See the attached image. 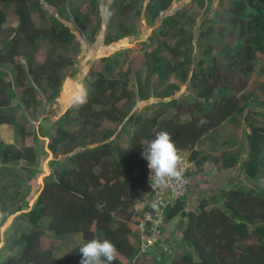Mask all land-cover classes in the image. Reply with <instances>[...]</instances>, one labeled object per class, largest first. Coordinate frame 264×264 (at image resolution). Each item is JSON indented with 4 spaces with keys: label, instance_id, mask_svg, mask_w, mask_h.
<instances>
[{
    "label": "trees",
    "instance_id": "1",
    "mask_svg": "<svg viewBox=\"0 0 264 264\" xmlns=\"http://www.w3.org/2000/svg\"><path fill=\"white\" fill-rule=\"evenodd\" d=\"M38 1L15 0L13 7L17 16L15 33L23 31L32 39L39 35L38 28L28 12L30 7L36 9L35 12L38 15L47 11L38 6ZM72 1L45 0V3L53 8L67 6V10H70L68 14L72 16L73 24H75L74 27L79 31L85 30L90 25L89 16L97 12V0H88L89 5L86 8L88 10L84 13H80L76 6H73ZM144 1L142 13L146 15V19L154 20L164 13L160 18V25L152 32V38L150 36V40L156 42V52L150 51L143 61L146 71L144 76H154L153 83L158 85L164 82L171 71L175 70L181 80H185V72L174 68V64H179L177 61L179 57L183 59V62H187L190 57L179 55L181 52L179 46L173 47L166 40L169 28L175 26L183 13L177 14V10L171 13L168 11L173 0ZM198 1L202 8H207V5L211 3V0ZM229 1L230 5L227 8L231 17L227 19V24L233 28L238 23L240 39H237L233 45L225 44L220 49V60L216 61L214 55H210L206 60L202 57L196 61V69L190 70L188 80L191 87L195 89L191 109L197 114L191 115L186 120H179L177 114L159 118L161 111H158L150 118L149 129L145 124L140 123L128 134V141H126L128 145L124 148L115 145L116 139L107 140L111 133L107 131L96 143L91 142V145L77 147L68 152L60 161H50L53 168L52 173L42 178L39 192L31 207L25 212L30 228L11 239L12 244L19 247V252L17 255H9L1 259L0 264H79L81 259L79 247L93 238L108 239L123 257L128 260L133 258L137 248L128 243L129 229L124 219L129 216V212L125 214L126 209L130 207L133 199L145 189L143 175L145 158H140L143 145H148L158 131L166 130L172 135L177 148H191L206 132L223 121L232 119V115L235 112L240 113L245 106L239 104V100H245L248 97L243 93L239 95L245 87V74L252 69L253 60L257 54L264 58V0ZM136 7L133 0H114L110 4L105 22L108 30L103 35L105 42L134 31L130 10ZM138 14L139 12L136 14L135 10V15L139 17ZM214 15L212 17H215ZM114 20H116L115 23ZM4 21L5 15L0 8V24ZM52 21L54 22L50 29L54 32L53 47L50 46L51 48L47 50L46 57H50L59 44H67L75 37L63 22L57 21L54 17ZM113 27H116V31L113 35H108ZM95 28H100V24L96 23L94 29L87 30L88 38H93ZM217 31L212 27H207L198 33V37L210 38L217 34ZM19 43V36L13 34L8 40L7 47L0 50L2 87L0 90V125L6 123L12 128L15 141L6 143L0 139V182L13 177L16 179L10 185L12 187L14 184L13 193L10 198H6L8 207L17 206L21 184L27 181L29 176L31 179L35 177L33 173L22 174L9 167L16 166L20 159L25 158V151H28L30 155L27 160L28 166L32 163L36 167L39 165L36 161L32 162L34 152L30 147L26 148L23 143L26 135L30 134L35 138L33 131L25 127L26 118L21 116L22 122L18 123L3 110L10 106V102L16 100L17 90H20L19 96H22L28 108L41 105L43 100L46 102L53 100L58 94L62 78L58 73L68 65L66 58L60 56H58L59 61L56 67L50 72H47L42 64L33 66L31 63L23 64L16 59ZM157 51L170 53L168 58L172 63L168 65ZM203 52L204 56L208 55L206 46L203 47ZM24 58L29 61L28 57ZM97 62L102 63V74L107 75H109L111 66L115 65L114 58L110 56L101 57ZM205 62H207L206 65ZM11 72L14 73L13 77ZM26 75L27 77L29 75L31 79H27ZM39 78H42L46 85L41 98L36 96L37 89H39L36 82ZM89 85L87 99L82 104L75 109V105L68 107L53 120L57 129L49 138L47 147L54 155L66 153L68 146L66 144L74 141L69 138L70 133L63 125L70 123L75 111L77 114L82 110L86 111V116L82 119L84 123L90 119V116H93L97 122L94 127L98 126V122L103 118L117 122L125 115V113L118 114L110 101L111 92L116 85L115 81L95 78ZM175 89H177L175 85H168L162 97L170 95ZM137 93H131L130 90L127 93L124 92L127 98L136 95L139 100L145 99L146 95L142 91L138 90ZM117 96L119 99L122 95L120 93ZM179 103L176 97H170L166 101H161L160 105L161 108H170L178 112ZM97 104L103 108L95 110L93 105ZM106 104L109 107H106ZM138 120L139 116L130 115L126 122L137 123ZM245 126L248 127L245 135L248 157L238 162V170L252 179L261 174L264 175V157L259 155L264 148V132L261 128L253 127L251 124L245 123ZM193 157L192 152L190 158L193 159ZM136 166L139 168V173L133 174ZM2 186L6 187V184L2 183ZM215 194L222 199L221 207L203 209V203L200 202L198 205L200 210L194 214L183 212L179 204L174 206V210L181 216L183 214L187 220L180 239L184 245L191 247L192 252H195V257L189 253H183L178 255L176 260L168 261V264H264V190L255 187L243 189L241 186L233 185ZM120 214L123 217H119ZM115 215L118 220L114 219ZM41 217L48 219L45 227L39 224ZM80 222L83 223L80 229L82 244L71 247L64 257L54 256L50 248L41 247L39 239L46 231L52 230L55 237H63L65 234L78 231ZM112 223L115 225L112 226ZM250 237H253L255 241L238 244L239 241L244 242ZM113 264L122 263L115 258ZM136 264H140L139 261Z\"/></svg>",
    "mask_w": 264,
    "mask_h": 264
},
{
    "label": "rangeland",
    "instance_id": "2",
    "mask_svg": "<svg viewBox=\"0 0 264 264\" xmlns=\"http://www.w3.org/2000/svg\"><path fill=\"white\" fill-rule=\"evenodd\" d=\"M100 8V12L90 17L92 25L87 27L85 30H77L75 24H73L72 16L68 14L67 6L53 8L45 3V0H39L38 6L46 9L45 13L38 15L35 10L30 7L29 15L33 20L34 25L38 28L39 35L34 39L31 36L26 35L23 31H15L17 26V16L13 11L15 0H0V8L3 10L5 15V21L0 24V50L8 45V40L14 35L19 36L20 43L17 48L16 59L23 64H42L47 72L54 69L59 61V57L66 58L69 65V69L61 70L62 76L61 83L58 92L67 93V102L75 103L74 109L82 104L86 99L89 92V83L95 78L111 79L116 82L113 92H111L110 101L114 105V110H117L118 114L125 113L123 117L117 121H109L108 119H101L96 124V119L90 116V119L84 123V117L86 111H81L77 114L75 111L72 115L69 124L63 125L65 129H68L70 133L69 138L74 139L73 142L66 144V153L61 155H67L68 152L75 150V148L84 147L96 143L100 140L102 134H106L107 131H111L108 135L107 140L116 139L117 146L122 148L126 147L128 143V134L131 133L140 123L146 125V128H150V118L158 111H161V117H169L173 114H177L179 120H186L191 115H196V111L191 109V103L195 94V89L191 87L189 82L190 70L196 69V61L200 58L205 60L210 56L214 55L215 60H220L219 51L223 46L233 45L238 36V23L233 28L227 24V19L231 17L228 12L230 5L229 0H211V3L207 5V8H202L199 1L193 0H173V3L168 8L171 13L177 10V14L182 12L183 16L177 20L175 26H172L168 30L166 36L167 42L173 46L180 48L181 52L179 55L187 56L189 59L187 62H183L181 57L178 58V63L174 64V68L183 70L186 75L185 80L175 73L173 70L167 75L163 83L156 85L153 83L154 76H144L146 71L144 70L143 61L148 56L150 51H155L156 42L150 40L152 38V32L160 25V18L164 14H160L157 18L146 19L142 7L145 4L144 0H133L137 5L136 9L130 10L131 21L134 24V31L131 34L114 38L110 42L103 40L105 19L108 15L110 4L114 0H97ZM73 6H76L80 13L86 12L88 0H73ZM70 7V6H69ZM223 7V8H222ZM107 9V12L105 11ZM139 12V17L135 15ZM166 11V12H168ZM165 12V13H166ZM215 14V17H212ZM52 17L57 21L63 22L69 27L74 36L64 47L58 45V48L50 54V57H46L47 50L53 47V33L51 27L53 26ZM216 18V19H215ZM116 20H114V23ZM94 23L100 24L99 28H95L94 36L92 39L88 38L87 30L94 29ZM224 23V24H223ZM223 24V26H221ZM225 26V27H224ZM207 27H212L215 31L218 29L217 34L201 39L198 37L200 31L205 30ZM108 30V29H107ZM116 31V27L111 28L108 35H113ZM151 36V38H150ZM78 43V44H77ZM51 46V47H50ZM206 46L207 54L204 56L203 47ZM178 48V49H179ZM158 55L164 57L165 62L170 65L172 61L168 58L170 53L159 52ZM162 53V54H160ZM107 55L114 58V66H111L109 75L101 71L102 63L97 62L99 58ZM177 55V57L179 56ZM24 57H28L27 61ZM207 62L204 64L206 65ZM67 65V66H68ZM58 68V67H57ZM12 74V77L14 73ZM246 83L244 89L239 92L240 94H246L248 97L245 100L240 99L239 104L243 106V110L240 113L235 112L232 115V119L223 122L212 130L206 132L198 142H196L191 148L194 153L193 161L196 169L194 174L191 175L190 183L195 182V189L191 190L192 195L191 202L184 204L183 212L198 213L200 207L198 205L203 203V209L210 207H221L222 199L218 194H215L219 190L226 189L231 186H241L243 189L255 187L257 189L264 190V175L261 174L257 178H248L244 176L239 170V161L242 158L248 157L247 145L245 140L246 135V124H251L253 127H259L264 132V58L257 54L253 60L252 69L245 74ZM27 79H31L30 76L26 75ZM39 85L37 89V97L43 95L46 90V85L42 78H39L36 82ZM173 84L177 89L173 90L170 95L162 97L164 89ZM79 87L77 90L75 89ZM0 81V90H1ZM130 90L131 93H137L138 90L142 91L146 95L144 100H139L136 95H132L127 98L124 94ZM20 90L16 91V100L10 102V106L3 110L18 123L22 122L21 116H24L27 120L25 123L26 129L33 131V138L30 134L24 137L23 143L26 148H31L34 152L33 161H36L40 165L39 169L32 163H29V152L25 151V158L18 162V166L9 167L13 168V171L21 172L22 174L30 175V173H38L34 178H30L21 184L20 196L17 198L18 204L14 207H8L7 197L10 198L14 191V184L10 185L16 180L13 177L10 180H3L0 182V260L4 259L9 255H17L19 247L12 244L11 239L16 237L21 232H26L30 228L25 212L31 207L35 197L39 192V188L42 184V177L50 172L47 169V162L53 157L52 152L47 149L48 138L52 137L57 129V125L53 121L58 115L61 114V110L58 112L52 109V103H43L36 107H27L25 102L22 100V96H19ZM121 93V97L118 99L117 95ZM149 93V96H148ZM138 94V93H137ZM170 97H176L180 101V107L178 112H174V109L161 108L160 102L166 101ZM252 98V99H251ZM69 107H72L69 106ZM106 107L109 105L106 104ZM245 107V108H244ZM93 108H103L100 105H93ZM67 109V108H66ZM190 109V110H189ZM139 116V120L136 122H126L128 116ZM53 117L54 119L48 120L47 118ZM12 129V128H11ZM119 129V130H118ZM248 130V129H247ZM2 132L8 133V124L3 123ZM105 131V132H104ZM118 131V132H117ZM3 137L2 133L0 134ZM90 141V142H88ZM92 142V143H91ZM142 143L144 141L142 140ZM147 145H143L141 150L140 158H143L142 153ZM49 151V152H48ZM264 157V148L259 153ZM60 156V155H58ZM137 167V166H136ZM35 169H38L35 171ZM216 170L220 173L219 181L214 182L211 180L212 171ZM139 173V168L133 169V174ZM201 175V179L196 181V177ZM204 178V179H203ZM208 179V180H205ZM211 182V186L207 187V183ZM2 183L6 184L2 186ZM191 183V184H192ZM204 183V186L202 184ZM204 191L205 194L201 199L198 200L196 191ZM13 190V191H12ZM195 191L193 194L192 192ZM4 194V197H3ZM14 203V202H13ZM129 212V208L126 209L125 214ZM20 214V215H18ZM124 215V213H122ZM122 214L118 215L123 217ZM22 216V217H20ZM174 223L177 222V229L175 233H172L168 238L170 246L183 247L184 243L180 239L181 232L184 229L187 220L182 214L174 216ZM42 217L39 219V224H43L44 227L47 225L46 218ZM117 219V218H116ZM258 223V222H256ZM82 222L78 224V234L70 237V244H77V239L80 235L79 231L82 227ZM47 230V228H46ZM49 231V230H48ZM55 239L50 236L47 231L44 233L39 241L42 248L46 249L52 243L55 244ZM249 241H255L253 237L248 238L244 242L239 241L238 244L242 245ZM176 247H174V250ZM187 253L195 257V252L188 251ZM177 254V253H176ZM172 254L168 261L176 260L178 255ZM125 263V262H124Z\"/></svg>",
    "mask_w": 264,
    "mask_h": 264
},
{
    "label": "built area",
    "instance_id": "3",
    "mask_svg": "<svg viewBox=\"0 0 264 264\" xmlns=\"http://www.w3.org/2000/svg\"><path fill=\"white\" fill-rule=\"evenodd\" d=\"M177 149L182 157L181 177L171 179L163 185H156L149 181L150 169L145 159L143 166L145 189L133 199L129 207V216L124 220L127 227L138 234L139 240L136 254L126 264H136L137 260L148 252L157 256L156 259L161 257L163 264H167L168 258L175 254L174 251L171 253L170 247L164 246L162 224L166 210L185 200L191 184V175L196 169L193 159L190 158L192 148Z\"/></svg>",
    "mask_w": 264,
    "mask_h": 264
},
{
    "label": "crops",
    "instance_id": "4",
    "mask_svg": "<svg viewBox=\"0 0 264 264\" xmlns=\"http://www.w3.org/2000/svg\"><path fill=\"white\" fill-rule=\"evenodd\" d=\"M142 9H143V7H142ZM100 12V8H99V4H98V1H97V12ZM105 11H106V9H105ZM93 15H90L89 16V20H90V25L89 26H91L92 25V22H91V18L90 17H92ZM107 18V17H106ZM105 22H106V19H105ZM94 25H95V23H94ZM101 28H99V30H100ZM106 24H105V29H104V32L103 33H105L106 32ZM71 31V30H70ZM103 37V36H102ZM61 47H64L66 44H59ZM105 56H107V55H104V56H102V57H105ZM69 69V65L68 66H66V71ZM46 70V69H45ZM63 70V69H62ZM79 87H77L76 86V90L78 89ZM59 92H58V94H57V96L53 99V100H51L50 102H46L45 100H43L42 101V104L45 102V103H52L53 101H56L55 103H52V105H51V107H52V109H55L54 111H56V112H58V109H60L62 112H61V114L66 110V108H68L69 106H71V105H76L75 103H72V102H67V98H66V96H67V93H62V95L60 96V97H58L59 96ZM60 114V115H61ZM60 115H58V117L60 116ZM48 120H52V119H54L53 117H51V119L50 118H47ZM227 120H225V121H223V122H226ZM223 122L221 123V124H223ZM2 126H3V124H1L0 125V134L2 133V135H3V137H1V135H0V139L3 141V142H6V143H14L15 141H14V138H13V132H12V129L8 126V128H9V131H8V133H6L5 134V132H2L1 130H2ZM248 128H246L245 130H246V132H248V130H247ZM48 142H49V138H48ZM48 142H47V144H48ZM25 144V143H24ZM25 146V145H24ZM47 149H48V147H47ZM49 150V149H48ZM50 151V150H49ZM48 151V152H49ZM52 155H53V157H51V159L47 162V169H49L50 170V172L49 173H47L45 176H47V175H49L50 173H52V170H53V168H52V165L50 164V161H52V160H56V161H60L62 158H64L65 157V155H61V154H56V155H54L53 153H52ZM58 155H60V156H58ZM20 160H22V159H20ZM19 160V161H20ZM18 161V162H19ZM18 162L16 163V166H18ZM37 165H39L38 163H37ZM36 167V166H35ZM40 167V165L38 166V167H36V168H39ZM212 178H211V180L213 179V181L214 182H216V181H219V177H220V173H218L216 170H213L212 172ZM38 173H34V176H36ZM194 174V173H193ZM44 177V176H43ZM42 177V178H43ZM198 179H201V175H198L197 177H196V181L198 180ZM204 179V178H203ZM205 180H208V179H205ZM195 182H193L192 183V186H191V184H190V187H189V190H188V193H187V196H186V198H185V200H182L181 202H179V203H177V204H179V205H181V209H184V204L186 205V204H189L190 202H191V198H192V195L190 194V192H191V190H196L195 189ZM202 186H204V183L202 184ZM211 186V182L210 183H207V187H210ZM201 190V189H200ZM195 191H193L192 192V194L194 193ZM204 191H196V196H197V198H198V200L199 199H201L205 194L203 193ZM18 204V203H17ZM176 205V204H175ZM174 205V206H175ZM174 206H172V207H170L169 208V210H167L166 212H165V218H164V220H163V224H162V229H161V232H162V238H163V241H164V246L165 247H170L171 248V253L174 251V253L176 254V255H182L183 253H187L188 251H191V247H189V246H186V245H183V247L181 248V247H177V246H170V244L168 243V238L170 237V235L172 234V233H175V229H177V227H178V225H177V222L175 221V223H174V225H173V223L172 222H174V219H175V215H177L178 213L174 210L175 208H174ZM116 218H117V215H115L114 216V219L116 220ZM127 219V218H126ZM126 219H124V220H126ZM45 220H47L48 221V219L46 218ZM117 220H118V218H117ZM42 222H43V219H42ZM42 226H44L43 224H41ZM115 225V223H112V226H114ZM128 229H129V234L127 235V240H128V243H130L133 247H137V244H138V234L135 232V231H133V230H131L129 227H128ZM47 233L50 235V236H52L53 238H55V239H51L52 241H55V244H51L49 247L47 246V248H50L51 249V252H52V254L54 255V256H57V257H64L66 254H67V252L70 250V248L71 247H73L74 245H69L70 244V237L71 236H76V234H78V231H76V232H72V233H68V234H65V236L63 235V237L62 236H60V237H55L54 236V234H53V231L52 230H50V231H47ZM79 233H80V231H79ZM62 237V238H61ZM82 239H81V234L79 235V237H78V239H77V244H82ZM77 244H75V245H77ZM174 247H176V249L174 250ZM162 257H163V255H162V253L160 254ZM156 257L157 256H153V255H151L149 252L147 253V254H145V255H143L141 258H139L137 261H139V263L140 264H163V262L161 261V257H159L160 259H156ZM116 259L118 260V261H120L122 264H126L127 262H128V259H126L125 257H123L120 253H118L117 252V254H116ZM125 262V263H124ZM164 264H166V263H164ZM167 264H168V262H167Z\"/></svg>",
    "mask_w": 264,
    "mask_h": 264
},
{
    "label": "clouds",
    "instance_id": "5",
    "mask_svg": "<svg viewBox=\"0 0 264 264\" xmlns=\"http://www.w3.org/2000/svg\"><path fill=\"white\" fill-rule=\"evenodd\" d=\"M142 155L148 162L149 181L152 183L163 185L171 179H180L182 157L168 131H158L148 142ZM79 253L81 254L79 264H113L117 249L108 239L93 238L79 247Z\"/></svg>",
    "mask_w": 264,
    "mask_h": 264
},
{
    "label": "flooded vegetation",
    "instance_id": "6",
    "mask_svg": "<svg viewBox=\"0 0 264 264\" xmlns=\"http://www.w3.org/2000/svg\"><path fill=\"white\" fill-rule=\"evenodd\" d=\"M212 176V175H211ZM212 178V177H211ZM192 183V182H191ZM191 186H192V184H191Z\"/></svg>",
    "mask_w": 264,
    "mask_h": 264
},
{
    "label": "water",
    "instance_id": "7",
    "mask_svg": "<svg viewBox=\"0 0 264 264\" xmlns=\"http://www.w3.org/2000/svg\"><path fill=\"white\" fill-rule=\"evenodd\" d=\"M163 14V13H162ZM164 15V14H163Z\"/></svg>",
    "mask_w": 264,
    "mask_h": 264
}]
</instances>
